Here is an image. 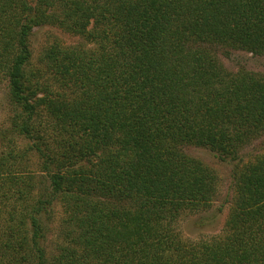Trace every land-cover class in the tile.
<instances>
[{"label":"trees","instance_id":"trees-1","mask_svg":"<svg viewBox=\"0 0 264 264\" xmlns=\"http://www.w3.org/2000/svg\"><path fill=\"white\" fill-rule=\"evenodd\" d=\"M40 26L76 39L33 58ZM230 48L264 53V0H0V264H264V153L240 155L264 73L227 70ZM189 144L236 160L222 230L197 239L179 223L218 177Z\"/></svg>","mask_w":264,"mask_h":264},{"label":"rangeland","instance_id":"rangeland-1","mask_svg":"<svg viewBox=\"0 0 264 264\" xmlns=\"http://www.w3.org/2000/svg\"><path fill=\"white\" fill-rule=\"evenodd\" d=\"M33 30L34 31L30 36L33 58H36L40 49L54 37H58L63 42H72L76 39L75 37L69 36L50 26L34 27ZM226 51L224 49H217L216 54L227 70L235 72L240 69H245L248 71L264 73V53H253L239 48H230ZM6 81V77L0 79V127L7 126L9 116L12 114V106L9 104L6 97ZM4 142V140L1 142L0 138V148L5 146ZM17 142L20 143L19 140ZM184 151L191 157L201 160L206 166L212 168L218 177L216 186L217 193L212 201L211 207L203 212L185 215L179 223L185 236L192 239L209 237L222 230L230 203L234 198L235 190L233 174L236 160H222L209 148L192 144L185 145ZM262 153H264V133L252 139L240 151V155H242L241 157L244 160H251L256 155ZM59 216L60 207L57 205L54 211L52 230L48 234L47 248L49 250L52 248L54 240L59 236L57 228Z\"/></svg>","mask_w":264,"mask_h":264}]
</instances>
